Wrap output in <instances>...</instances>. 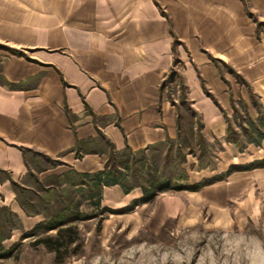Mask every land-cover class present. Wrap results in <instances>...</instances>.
I'll list each match as a JSON object with an SVG mask.
<instances>
[{
    "label": "crops",
    "instance_id": "obj_1",
    "mask_svg": "<svg viewBox=\"0 0 264 264\" xmlns=\"http://www.w3.org/2000/svg\"><path fill=\"white\" fill-rule=\"evenodd\" d=\"M174 70L204 134L222 148L216 169L196 168L191 182L212 181L151 201L165 195L161 220L197 221L205 206L233 223L259 201L250 186L232 212L245 178L264 180V164L227 173L263 162L264 140L244 151L226 141L234 104L246 100L257 117L252 89L264 105V0H0V206L32 227L45 215L24 211L13 182L55 186L71 171L103 170L113 147L176 139L177 108L165 90ZM142 196L140 187H105L102 206L120 209Z\"/></svg>",
    "mask_w": 264,
    "mask_h": 264
},
{
    "label": "rangeland",
    "instance_id": "obj_2",
    "mask_svg": "<svg viewBox=\"0 0 264 264\" xmlns=\"http://www.w3.org/2000/svg\"><path fill=\"white\" fill-rule=\"evenodd\" d=\"M172 74L166 79L165 90L173 104L176 103V108L177 105L182 107V98L190 101L188 87L177 71L176 75ZM234 75L239 82L245 81L240 74ZM253 94L258 101V96L251 89L250 97L254 104ZM240 101L244 102L248 109L246 100H239L236 105L240 112L236 113L234 109L232 115L226 113L227 122L228 118L234 120L235 116L238 123L242 121L240 116L246 112L239 104ZM190 104L193 107L191 101ZM196 112L195 127L202 123L197 110ZM221 145L218 141L212 142V148L204 159V165L209 164L207 167L200 166L197 156L187 154L180 169L188 176L191 185L213 180L204 178L197 183L191 182L192 178L196 179L194 177L196 168L209 171L216 169ZM166 149L167 147H158L149 154L154 157L159 168L169 174L170 169H176L180 163L179 158H175L171 162L174 164L173 167L165 166ZM184 150L188 152L187 147H184ZM192 159L196 161L191 163ZM236 166L243 168L245 165ZM245 179L248 188L244 194L238 193L234 202L230 203L232 212L238 209L242 200L244 201L250 186L259 201L245 208L243 210L245 213L239 211L243 214L239 218L234 217L233 223L224 219L227 218L224 211L221 214L224 218L221 217V221H218L213 212L205 206L199 211L201 215L197 221L182 220L180 216L161 220L157 215L160 208L165 206V195L154 201L144 202L147 204L139 208L136 205L132 206L134 201L120 209L105 206L107 211L103 214L84 201L80 210L89 214L90 218L70 223L77 229L76 241L67 249L62 248L60 257H56V253L48 249L44 243H37L38 238L55 235L57 230L48 232L40 230L35 235L24 238V233L31 231L37 224L32 227L24 225L16 212L19 216L17 228L10 230L9 226L2 227L3 224L0 226V235L11 231L10 237L3 241V252H9L14 247L10 254L0 255V264H264V180L253 177L252 174ZM239 181L244 179L237 178L236 182ZM177 191L179 190L161 193L166 192L168 195L178 193ZM1 216L0 213V218Z\"/></svg>",
    "mask_w": 264,
    "mask_h": 264
},
{
    "label": "trees",
    "instance_id": "obj_3",
    "mask_svg": "<svg viewBox=\"0 0 264 264\" xmlns=\"http://www.w3.org/2000/svg\"><path fill=\"white\" fill-rule=\"evenodd\" d=\"M172 73V75H176V71ZM252 99L258 109L257 117H252L248 113L246 104L240 101L239 104L246 112L245 115L240 116L242 121L238 123L237 116L234 117V120L228 118L226 141L235 143L241 151H244L248 144L260 145L264 140V105L256 101L254 94ZM182 105V107L177 105L178 136L176 139H168L165 143L137 151L130 147L115 151L113 147L109 152L103 170L94 173L71 171L60 177L58 179L59 183L55 186L46 187L42 185L38 186L36 190H32L13 182L18 201L24 211L30 216L36 213H44L45 215L43 221L31 231L24 233V238L35 235L40 230L48 232L56 229L57 233L55 235L40 237L37 243H44L48 249L56 253V257H60L61 249H67L69 245L76 241L75 235L78 232L76 227L70 223L90 218L89 214L80 210L84 201L95 207L100 214L107 211L106 207L102 206L105 187L119 185L125 193L140 187L143 196L134 200L132 206H135L139 203L151 201L164 191L198 189L209 183L191 185L188 182V176L180 169V165L185 162L188 153L198 157L201 167L209 166V164L204 165V159L212 148V142L204 134L203 123L200 122L195 127L197 112L191 106L190 101L187 98H182ZM234 109L236 113L240 112L236 104H234ZM216 141L222 144L219 139ZM158 147H167L164 160L165 166L173 167L172 160L179 158V167L170 169L169 174L162 171L155 163L154 157L149 154L150 151H154ZM184 147H187L188 152L184 150ZM78 155H80L79 151ZM259 164H264V161L254 162L243 168L232 165L227 173L235 170L251 169ZM65 183L66 186H63ZM39 192H42V194H39ZM52 210L53 212H50ZM0 213L2 215L0 226L1 224H3L2 227L9 226L10 230L18 227L19 216L9 206H0ZM10 233L11 231L0 235V255H8L14 248L9 252H3V241L10 237Z\"/></svg>",
    "mask_w": 264,
    "mask_h": 264
}]
</instances>
